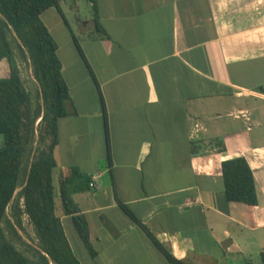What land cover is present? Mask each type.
Wrapping results in <instances>:
<instances>
[{"label":"crops","instance_id":"obj_1","mask_svg":"<svg viewBox=\"0 0 264 264\" xmlns=\"http://www.w3.org/2000/svg\"><path fill=\"white\" fill-rule=\"evenodd\" d=\"M97 15L105 33L95 17L82 39L65 20L68 41L53 35L71 94L54 180L84 173L70 188L98 251L67 233L81 261L171 264L156 239L192 264H264V0H98ZM238 157L257 205L226 197ZM57 214L74 228L61 198Z\"/></svg>","mask_w":264,"mask_h":264},{"label":"trees","instance_id":"obj_2","mask_svg":"<svg viewBox=\"0 0 264 264\" xmlns=\"http://www.w3.org/2000/svg\"><path fill=\"white\" fill-rule=\"evenodd\" d=\"M90 2L97 30L105 33L98 20V0ZM51 8L70 27L61 0H0V61L7 60L11 67L9 76L0 78V134L5 136L0 148V264H83L57 214L59 198L86 249L93 259L98 257L89 220L70 188L72 179L84 173L80 169L65 172L59 192L54 180L58 121L68 115L71 94L59 44L42 19ZM19 57L33 69L34 90L25 86ZM223 171L229 201L258 204L257 182L247 158L224 161ZM26 218L34 227L35 238L28 232ZM153 241L169 263L192 264Z\"/></svg>","mask_w":264,"mask_h":264},{"label":"rangeland","instance_id":"obj_3","mask_svg":"<svg viewBox=\"0 0 264 264\" xmlns=\"http://www.w3.org/2000/svg\"><path fill=\"white\" fill-rule=\"evenodd\" d=\"M61 9L68 20V24L80 39L83 38L84 33L89 31L92 27V20L95 18V11L93 4L90 0H62ZM42 19L45 24L53 30V35L62 43L65 44L68 41L69 32L68 28L64 25V19L60 16L56 8H51L47 10L43 15ZM69 29V30H70ZM18 66L21 70V75L24 80L26 87L29 90H34L36 87V81L33 75V69L28 66L23 59L18 58ZM11 71L10 64L7 60L0 61V78L9 76ZM5 143V136L0 134V148ZM56 182V181H55ZM26 227L28 232L32 237H36L34 227L26 218ZM67 233L73 240L75 247L77 248V237L78 234L74 230L73 226L66 224ZM83 264H91L89 256H87L83 251H78ZM259 255H254L253 258L244 257L243 255H234L228 257L226 260L222 261L221 264H260Z\"/></svg>","mask_w":264,"mask_h":264},{"label":"built area","instance_id":"obj_4","mask_svg":"<svg viewBox=\"0 0 264 264\" xmlns=\"http://www.w3.org/2000/svg\"><path fill=\"white\" fill-rule=\"evenodd\" d=\"M92 186H94V184H92Z\"/></svg>","mask_w":264,"mask_h":264}]
</instances>
